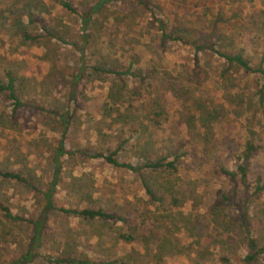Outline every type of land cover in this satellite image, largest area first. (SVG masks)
Here are the masks:
<instances>
[{
	"label": "rangeland",
	"instance_id": "1",
	"mask_svg": "<svg viewBox=\"0 0 264 264\" xmlns=\"http://www.w3.org/2000/svg\"><path fill=\"white\" fill-rule=\"evenodd\" d=\"M70 1L79 12L96 0ZM148 1L152 10L137 0L105 3L87 25L80 54L74 45L78 12L56 0H0V82L11 70L23 102L12 114L11 99L0 91V168L18 171L36 188L0 176V203L23 217L14 220L0 210V264H19L25 253L29 221L42 207L41 191L63 129L56 114L61 111L69 116L64 146L72 151L60 157L54 205L121 209L124 220L49 211L33 247L37 255L25 264H85L56 262L58 257L100 264H222V255L238 263L247 248L236 219L244 193L248 234L264 244V189L252 193L255 178L264 179V92L262 102L256 93L262 80L193 44L213 41L257 63L264 53V0H204L213 12L209 17H200L201 0ZM157 17L180 39L163 40ZM225 19V28H218ZM214 27L223 33L217 40L209 34ZM22 31L35 38L26 39ZM80 55L87 66L74 80ZM130 62L142 80L91 68L123 70ZM248 136L257 148L245 180L215 172L218 166L235 170ZM113 150L116 159L136 168L90 156ZM163 155L177 156L173 170L144 165ZM141 176L159 200L149 198ZM220 191H235V203L220 204ZM254 264H264V255Z\"/></svg>",
	"mask_w": 264,
	"mask_h": 264
},
{
	"label": "trees",
	"instance_id": "2",
	"mask_svg": "<svg viewBox=\"0 0 264 264\" xmlns=\"http://www.w3.org/2000/svg\"><path fill=\"white\" fill-rule=\"evenodd\" d=\"M58 1L62 6L73 10L77 11V9L74 8L70 0H56ZM111 0H96L95 2L88 4L85 6L81 11L78 12V18H79V41L78 43H74L76 50H78L81 53L84 51V47L88 42V24L90 22V19L93 14H96L103 6L105 3L109 2ZM141 4H143L146 8H150L152 10V7L149 5L148 0H137ZM201 6H202V16L204 17L206 14V17L211 14L212 11L210 10L209 5L204 4V0H201ZM153 14V12H152ZM154 16V15H153ZM218 16V15H216ZM209 17V16H208ZM39 24L41 30L46 34L50 35L49 31L46 29V26L42 23L40 19L35 18ZM156 21L158 22V29L160 31V37L164 40H174L176 41L177 39H180V36L174 32H169L165 29V24L161 20L160 17H157ZM224 25L218 24V28L224 29L226 26V19L223 21ZM211 28L209 31V34L211 37L215 38L216 40L223 36V33H219L217 29ZM182 30V27L179 26L176 28V30ZM176 34V35H175ZM22 36L25 37L26 39H34V35L28 34L26 31H22ZM185 42L188 43L187 40ZM192 43V42H191ZM195 44V50H201L203 48H208L213 51L214 54L217 56L223 58L224 63L228 65H235L239 70L241 69L244 74L248 73H256L258 76L261 78L260 80L261 83L259 84L258 88L256 89V93L259 99V102H262V94L264 92V53H261V58L257 63H252L248 57L245 56V54L240 50V51H234V52H227L224 50H220L219 48H216L213 44V41L206 42V43H196ZM79 61V71H77L74 74V80L77 79V77H80L82 74V70H84L87 66L86 63L82 60V57L80 55ZM131 61V60H130ZM132 62L127 65V67L123 70H120L119 68L111 67V68H103L98 65H92L91 68L96 71H103V72H110L113 75H120L123 72H129L132 73L133 75L136 76V80H142L143 75L140 73L138 70L134 71L132 70ZM223 77L226 76L224 75V72L222 71ZM5 81L0 82V91L6 90L8 97L11 99V113L13 114L14 110L19 107L20 105L23 104L22 100H20L17 95L14 92V86H13V81H14V75L11 72V70H7L5 72ZM60 123L63 124V129L60 133L59 139L56 140L55 146H54V151L51 155L50 158V163H51V174L48 182L46 183V188L41 191L42 197H43V204L42 207L37 214V216L33 219L30 220L29 222L32 225V234L29 237V242L26 247L25 253L21 255V259L19 264H25L26 262H30L34 259V257L37 255V253L33 250V247L36 246L37 242L39 241L40 235L42 228L45 225L46 219H47V213L52 210H60L62 212L66 213H71L75 214L81 217H84L86 219H100V220H110L112 222H118V220L123 221L124 216L121 213L122 210L120 209L118 212L114 211H107L102 208H93V207H86V206H63V205H54L53 203V197L56 191V185L59 180V174H60V169H61V160L60 157L61 155L65 153H71V149L66 148L64 146V135L65 131L67 129V121H68V113L67 111H61V112H56ZM212 116V115H211ZM200 119L201 116H198ZM192 119V120H191ZM185 121L187 122L188 125H191L194 123L193 121V116H188ZM202 122V121H201ZM257 144L254 140L253 137L248 136L245 138V140L242 142V147L240 151L238 152L236 156V164H235V170H230L224 166H218L214 170L215 172L225 175L229 177L230 179H234L237 175L240 179V181L245 180L246 176V171L247 167L250 161L251 154L256 150ZM76 150V149H74ZM115 150L108 154H102V153H94L91 154L90 156L92 157H101L106 161L107 163L113 165V166H125L127 168H132L135 169L136 166L130 164L129 162H125L119 159H116L114 157ZM166 155H163L157 159H154L153 161H147L144 162L145 166H148L151 169H156V168H165L167 170H173L175 167V161L177 159L176 155L172 156V159L166 160ZM0 176L1 177H6V178H13L17 181L22 182L25 186L34 188L36 189L28 180L24 178L18 171L16 170H9V169H2L0 168ZM141 182L144 184L145 190L149 195V198L151 200H159V197L156 195L154 190L150 187L149 184L145 182L143 177L141 176ZM255 184L253 185V192L252 193H259L264 189V179L261 181L260 176H257L254 180ZM248 185H246V189L248 191ZM246 191V192H247ZM220 204H234L235 203V191L231 192H226V191H220ZM249 200V194L244 193L243 195V203H241V206H236L237 209V221L241 227L242 230L246 232V252L244 255L241 257L240 262L235 263L234 261L231 260L230 257L222 255L219 257L220 262L222 264H254L255 261L262 255H264V244H258L255 240V238L251 235L248 234L249 228H248V221H247V214H246V203ZM0 210L3 214V216L11 218V219H21V217L18 214H15L11 212V210L4 204L0 203ZM134 210V215L137 213L139 216L138 210L136 211V208L133 207ZM134 227H137V225H134ZM120 237L127 239L131 238L132 235L130 233H123L119 232ZM62 260L68 261V262H79V263H87V264H100L98 262H91L89 260L85 259H79V258H74V257H58L56 259V262H60ZM114 263V261H112Z\"/></svg>",
	"mask_w": 264,
	"mask_h": 264
}]
</instances>
